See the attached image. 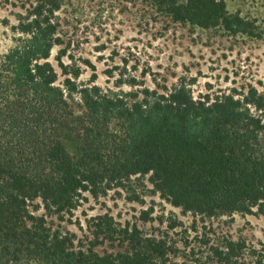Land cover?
<instances>
[{
    "label": "trees",
    "instance_id": "1",
    "mask_svg": "<svg viewBox=\"0 0 264 264\" xmlns=\"http://www.w3.org/2000/svg\"><path fill=\"white\" fill-rule=\"evenodd\" d=\"M64 1L34 0L0 54V264H264L263 242L212 227L178 255L163 235L105 213L89 217L79 237L62 225L86 194H133L132 179L145 176L194 217H264V95L250 87L196 99L182 79L150 88L146 73L126 70L117 89L98 85L95 68L80 83L81 63L93 65L72 53L77 41L58 14ZM140 1L173 21L264 38V27L224 0ZM103 242L119 249L99 253Z\"/></svg>",
    "mask_w": 264,
    "mask_h": 264
},
{
    "label": "rangeland",
    "instance_id": "2",
    "mask_svg": "<svg viewBox=\"0 0 264 264\" xmlns=\"http://www.w3.org/2000/svg\"><path fill=\"white\" fill-rule=\"evenodd\" d=\"M34 0H0V54L8 51L18 36L12 27L20 15L31 9ZM231 13H239L264 27V0H224ZM62 28L74 40L75 57L87 59L93 67L81 63L80 83H86L95 68L96 83L103 88L114 86L119 70H126L150 88L155 84L170 86L179 79L192 90L194 98L221 93H241L250 87L264 95V38L231 34L222 27L202 28L189 22L173 21L149 3L135 0H65L58 12ZM51 50L50 61L56 66ZM64 61H67L64 58ZM111 68L114 77L105 70ZM60 74V73H59ZM63 77L59 75L58 81ZM124 91L129 87L124 85ZM133 194L122 189L110 190L97 198L87 195L62 225L78 237L87 228V219L98 214L112 215L115 221L137 224L144 233L163 235L177 248L178 255L192 243V236L212 227L234 238L264 243V217L256 214L194 217L162 198L148 181V176L132 179ZM130 195V196H129ZM140 196L143 202L130 200ZM150 211L148 220L142 211ZM42 213L43 210L38 211ZM58 223V221H55ZM81 228V229H80ZM119 248L108 242L96 247L99 253Z\"/></svg>",
    "mask_w": 264,
    "mask_h": 264
}]
</instances>
